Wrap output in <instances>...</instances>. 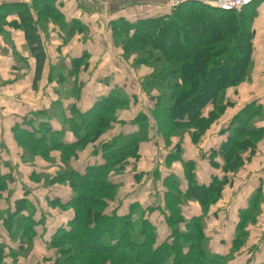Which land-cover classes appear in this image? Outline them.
I'll use <instances>...</instances> for the list:
<instances>
[{"label": "trees", "instance_id": "16d2710c", "mask_svg": "<svg viewBox=\"0 0 264 264\" xmlns=\"http://www.w3.org/2000/svg\"><path fill=\"white\" fill-rule=\"evenodd\" d=\"M162 1L168 11L134 19L117 17L108 23L113 43L121 49L124 59L134 56L132 66L143 64L152 71L142 77L139 85L153 105L149 113L134 114L129 123L135 129L114 136L104 146L106 149L97 164L87 165L82 172L70 168L68 173L57 175L49 182L67 184L72 191L69 200L61 204L64 209L72 211V216L63 227L55 230L46 244V250L54 251L49 264H227L229 257L211 252L201 215L184 224L186 232L177 234L174 231V226L182 222L179 209L182 201L195 199L202 207L214 202L220 196L225 178H214L205 187L195 180L192 164L185 162L188 182L185 191L179 189L173 175L163 179L166 191L163 193L162 210H166L165 213L159 207L143 208L136 202L129 204L126 210L118 211L122 202L117 198L118 184L113 180L127 169L130 172L135 168L139 144L150 139V130L170 141L176 135L174 128L179 131L178 136L191 133L192 141L196 142L230 106L226 91L251 79L257 17L253 5L257 0L240 10H222L195 0L169 7L166 0ZM39 2L44 6L36 8ZM53 3V0H32L30 6L26 3L0 5V8L13 7L18 16L19 22H12V26L23 32L25 43L35 59L33 86L41 78L45 61L37 25L47 19L57 21L60 15L54 14ZM30 9L37 14L36 22ZM67 23L69 25L60 23L58 26L70 32L66 34L70 37L72 24L77 25L78 22L72 20ZM87 62L88 55L83 52L69 60L73 68H67V71L85 70ZM128 102L126 92L118 87L96 100L87 111H77L74 119L69 121L68 130L74 136L70 142L57 140L52 144L45 141L44 131L50 135L56 133L47 126L44 130L18 127L15 139L26 156L33 155L32 148L43 150L39 155L44 158L50 156L52 150H59L62 164L69 165L77 152L110 128L116 120L117 109L128 108L133 103ZM251 104L239 109L230 121L228 135L219 147L224 161L223 170L234 172L241 168L243 154L248 152L251 156L264 136L263 128L255 125L263 118L255 119L262 112V106L260 110L251 109ZM5 176L0 173V192L9 181H5ZM141 177L142 173L133 176L136 182ZM154 209L163 212L172 232L160 244H156V227L148 219V214ZM242 220L244 225L250 221L247 217ZM38 224L28 205L22 202L16 203L12 213L0 209V225L9 237L18 239L19 246L14 250L0 242V264H7L4 260L12 253H15L13 261L27 254L36 237ZM238 226L236 233H243L241 224ZM180 238L183 243L179 242Z\"/></svg>", "mask_w": 264, "mask_h": 264}, {"label": "crops", "instance_id": "0c3cea01", "mask_svg": "<svg viewBox=\"0 0 264 264\" xmlns=\"http://www.w3.org/2000/svg\"><path fill=\"white\" fill-rule=\"evenodd\" d=\"M53 1L54 9L60 18L66 22L75 20L78 22L76 27L85 29H75L69 37L54 20H45L44 30L38 29L41 23L37 25L45 51V61L41 78L35 86H33L35 59L25 43L23 32L12 26V22H19L14 10L10 15L11 24L0 26V173L13 175V179L9 176L6 188L0 192V209L12 213L16 203L22 202L23 205H28L34 219L39 221L35 227L36 237L31 248L25 256H18L13 261L14 264H49L54 258V251L46 250V244L55 230L63 227L72 216L70 209H60L52 204L57 198L63 202L67 201L71 197L70 186L58 183L43 184L37 180L40 172L50 173L56 167H63L58 150L50 152V157L55 159V166L49 162L51 159L47 161L37 156L30 159L31 161H25L26 154H22L23 151L15 139L18 127L30 130L36 127V123L47 122L52 130L57 131L60 128L58 120L54 117L59 111L50 110V105L58 99L55 90L59 86L61 75L67 71L66 63L83 52L88 55L85 70L67 71L69 76L72 75V79L77 78L84 84L83 86L81 82L78 84L83 95L77 103L67 97L61 101L63 105L60 112L64 114L62 117L65 118L64 121L68 120V105H72L74 109L77 107L79 112H85L92 106L95 97L106 95L114 85L121 86L127 93L132 92V95L142 101L145 96L143 93L139 94V82L148 73L132 67L131 57L124 59L121 49L113 43L108 23L117 17L134 19L152 15L147 14V9L151 7L150 1L162 4L156 0ZM12 3H26L30 6L32 0H0V5ZM263 8L262 4L257 20L261 13L263 14ZM30 13L36 22V12L30 9ZM257 20L252 45L251 79L226 91V99L230 101V106L222 115L196 142L192 141L189 132L172 136L170 141H165L160 134H153L150 130V139L139 144V159L135 168L130 172L127 169L124 174L113 180L118 184L117 198L122 202L118 211L122 212L133 202L143 208L154 206L162 210L163 193L166 191L162 182L165 177L173 175L181 191L188 187L184 171L185 162L192 164L191 171L195 180L205 187L214 178L222 180L226 177L227 182L223 184L219 198L208 204L204 234L211 252L230 257L227 264H264V255L260 252L261 250L264 252V243H257L264 238V233H259L261 224L257 227L251 226L250 230L254 233L244 231L236 233L240 224L244 230L247 227L248 231L250 224L244 225V222H241L243 217L253 222V218L246 213L243 216L239 213L238 217V212L242 211L240 209L247 211L248 204L253 199L249 198L252 193L253 197L255 193L258 197L262 192L264 194V136L256 144L251 156L248 152L245 153L243 165L234 172L223 170L224 161L219 152L220 145L228 135L230 121L239 109L246 104L258 102L264 111V16L262 21ZM53 74L55 78H52ZM103 78H110V81L105 84ZM133 87L135 89H132ZM146 106L150 107L148 103ZM134 108L137 109L134 103H130L128 109L118 111L117 120L127 123L122 127H119L118 123L112 124L100 138L113 137L119 132L122 134L132 132L135 126L129 121L134 116ZM37 113L45 117H37ZM255 125L264 130V117ZM64 139L65 142L74 139L70 130L64 132ZM92 148L93 145L88 144L77 152V155L70 159L69 166L82 172L84 167L93 164L94 160L99 162L100 155L92 153ZM173 148L178 151H173ZM135 173H142L138 182L133 178ZM179 209L181 217L185 219L200 216L203 211L200 203L190 198L182 201ZM160 210L154 209L148 214L149 221L156 227V244L162 243L169 236V228L163 215L166 210H162L163 212ZM261 211L256 219L263 221L264 210ZM238 218L239 222L236 224ZM211 228L215 229V233H208ZM0 242L14 250L19 247L18 239L9 237L1 225Z\"/></svg>", "mask_w": 264, "mask_h": 264}, {"label": "rangeland", "instance_id": "374dc122", "mask_svg": "<svg viewBox=\"0 0 264 264\" xmlns=\"http://www.w3.org/2000/svg\"><path fill=\"white\" fill-rule=\"evenodd\" d=\"M263 1L264 0H257V1H254L256 4L255 5H253L254 7H255V9L257 10V17H256V20L258 19V16H259V12H260V10H261V7H262V4L264 5V3H263ZM153 1H150V5H151V7L149 6V8L147 9V14H155V13H159V12H164V11H168V7H165V5L163 4V1L161 2L162 4L161 5H159L158 3H152ZM29 6V5H28ZM44 6V4L42 3V2H39L37 5H36V8H41V7H43ZM2 9H3V11L2 12H0L1 13V18H2V20H3V22H1V24H0V26H2V25H4V24H9L10 22H11V19H10V15L13 13V7H10L9 9L8 8H4V7H1ZM0 8V9H1ZM55 12L57 13V10H55L54 11V14H55ZM262 12H263V14L261 13V17L259 18V20H257V21H262L263 20V16H264V8L262 9ZM263 15V16H262ZM52 20V19H51ZM55 21V20H54ZM64 21V22H63ZM68 22H69V20H68ZM55 23L56 24H60V23H62L63 25H69V23H67L64 19H62V18H60V17H58V19H57V21H55ZM257 23V22H256ZM40 24V23H39ZM71 25V24H70ZM72 25H73V27H72ZM70 27H72L74 30H73V32L75 31V28H76V24H72ZM44 25H43V22H41V24H40V26H39V30H44ZM2 30H3V28H2ZM63 31H64V33L65 34H68V33H70V32H66V30H65V28H63ZM72 32V31H71ZM8 36V35H7ZM11 48V47H10ZM14 51V49H12V52ZM132 59V63H133V61H135V58H134V56H132L131 57ZM21 59L23 60V58L21 57ZM127 59V58H126ZM66 67L68 68V70H70V69H72L73 67H72V65L71 64H69V61H68V63H66ZM68 65H70V66H68ZM132 67H136V68H139V69H142V71L141 72H143V73H150V72H152L150 69H149V67H147L146 65H143V64H139V66H132ZM75 73V72H74ZM62 77H61V79L59 80V86H58V88H56V90H55V93L58 95V99L56 100V102L55 103H53V105H50V110H53V111H55V110H58L59 111V113L57 114V115H55L54 117H56V119L58 120V122H59V124H60V128L57 130V131H55L56 133H52L51 135H50V133L49 132H45L44 131V134H45V141H47V142H49V143H52V144H55L56 143V141L57 140H59V141H64L65 139H64V132L66 131V130H68V127L70 128V122L69 121H72L73 119H74V114L78 111L79 112V110L77 109V107H75V109H73L72 108V105H68V110H69V112H68V120H66V121H64V119L65 118H63L62 119V117L64 116V114L63 113H61L60 112V109H61V105H63L62 103H61V101H64V99H65V97H67L70 101H73L74 103H77L79 100H80V98L82 97V95H83V93H82V91H81V87H78V84H80V82H79V79H76V81L77 82H74V79H72L71 78V76L72 75H70L69 76V72H64V74H62L61 75ZM56 76H55V74H53L52 75V78H55ZM51 78V79H52ZM54 80H56V79H54ZM125 80V79H124ZM110 81V78H103V82L106 84V83H108ZM84 84L81 82V86H83ZM122 88L121 86H119V85H114L108 92H107V94H109L112 90H116L117 88ZM123 89V88H122ZM132 89H135L134 87L132 88ZM124 90V89H123ZM125 92H126V90H125ZM104 93V92H103ZM143 93V91L141 90V87H139V94H142ZM106 94V95H107ZM132 92H131V94L130 93H127L126 92V95L129 97V102H128V104L131 102V101H133V103H134V105H135V107H137V109L136 108H134L133 109V115L134 114H136L137 112H144V113H149V110H151L152 109V105H153V102H151V104H150V102L147 100L148 98H147V96H145V93H143L144 94V96H145V98L142 100V101H140L138 98H136V97H133V99L131 98L132 97ZM105 95H99L98 97H95L94 98V102L93 103H95V101L96 100H100L102 97H104ZM141 103H142V105H141ZM143 103H144V105H143ZM147 103H148V105H150V107H148V106H146L147 105ZM260 103H258V102H254V103H252L251 104V109H255V108H259V110H260ZM130 107V104H129V106H128V108ZM143 107V108H142ZM128 108H120V109H117L116 110V113L118 112V111H122V110H125V109H128ZM129 111V110H128ZM261 111L262 112H259V114H258V116H256L255 117V119H259V118H261V117H264V111H263V109H261ZM130 113H131V111H129ZM116 113H115V115H116ZM37 117H41V118H44L45 117V115H42V114H40V113H37V115H36ZM48 118H49V115L47 114L46 115ZM68 122H69V124H68ZM114 123H118V126L119 127H122L124 124H126L127 122H125V121H118L117 120V117H116V120H115V122H113V123H111V126H112V124H114ZM45 126H47V127H49V123H47V122H40V123H36V127L34 128L35 130H44L45 129ZM110 126V127H111ZM51 128V127H50ZM52 129V128H51ZM121 129V128H120ZM172 130H174L173 132H175L174 134H176L175 136H178V134H180L179 133V131L177 132V129H174V128H172ZM120 133V132H119ZM119 133H117V135L119 134ZM37 134H40V133H37ZM57 135V136H56ZM101 137V136H100ZM100 137H98L94 142H90V143H88V144H92L93 145V148H92V153H94V154H96V155H98V153H99V157H101V154L103 153V151H104V149H106V147H104L106 144H108L110 141H112L113 139H114V136L113 137H106V138H104V139H101ZM87 144V145H88ZM26 148H28V147H26ZM81 151V150H80ZM173 151H175V152H177L178 150H176V149H174L173 148ZM42 152H43V150H41V149H37V148H32V154L33 155H27L25 158H24V160L25 161H31L30 159H32V158H34L35 156H37V158L38 157H42V156H40L41 154H42ZM58 152H59V155L61 154L60 153V151L58 150ZM40 154V155H39ZM244 156V158L243 159H245V157H246V155L245 154H243ZM250 156V155H249ZM43 159H45V160H47V161H49L50 159V161L49 162H51L52 164L54 163V166H55V164H56V162H55V159L53 158V157H50V156H47V157H42ZM60 161H62V160H60ZM99 161H100V158H99ZM94 162H96L95 164H97V161L96 160H94ZM8 164V163H7ZM9 165V164H8ZM59 166V165H58ZM58 167H56V169H54L52 172H50V173H46V172H40V175H39V177H38V179L37 180H39V181H42V183L43 184H50L49 182L51 181V179H55L56 177H57V175H60V174H66V173H68L69 172V170L68 169H70L71 167L69 166V165H64L63 164V167H60L59 166V168L57 169ZM85 168V167H84ZM71 170V169H70ZM12 177V179H13V175L12 174H7L6 176H5V181L7 182L9 179H8V177ZM15 176V175H14ZM173 177V176H172ZM153 178L154 179H156V177H155V175H153ZM174 178V177H173ZM175 179V178H174ZM225 179H226V182H227V178L225 177ZM252 193V192H251ZM71 195H72V192H71ZM156 197H157V195H156ZM256 197H258L257 196V194L255 193V195H254V197H253V193L251 194V196L249 197V198H253L252 199V202H250V204H248L249 205V207H248V209H247V211H248V213H247V211H243V209H240V210H242V211H239L238 212V217H239V213H242V214H244V213H246L248 216H251L252 218H253V222L252 221H249L247 224H250L249 226H248V231H247V227L245 228V230L241 227V229L244 231V233H254L253 232V230H250V228H251V226L253 225V226H255V227H257L258 226V224H261V229L259 230V233H264V218H263V221H260V220H257L256 219V216L259 214L260 215V213L259 212H262L261 210H264V194H263V192L259 195V197L258 198H256ZM69 200V199H68ZM67 200V201H68ZM67 201H65V202H63V201H61L59 198H57V199H55L54 200V202H52V204L53 205H57L60 209H64L62 206H61V204H63V203H66ZM158 203V202H157ZM156 205H158V204H156ZM201 206V205H200ZM201 208H202V214H201V219H202V227H203V230H204V228H205V219H206V214H208L207 212H208V209H209V205H204L203 207L201 206ZM38 210V209H37ZM39 211V210H38ZM161 212V211H160ZM182 219V222L179 224V223H177L176 224V226H174L175 227V230L174 231H177V234L178 233H181V232H186L187 231V227H185V223H188L190 220H191V218H187V219H185V218H181ZM239 222V218H238V220L236 221V224ZM247 224H246V226H247ZM221 226H219V228H220ZM238 227L239 226H237V229H238ZM173 231V232H174ZM169 233H172L170 230H169ZM208 233H215V229L214 228H211V231H209ZM235 233V232H234ZM207 241V240H206ZM179 242L180 243H183V239H179ZM257 243H264V238H262V239H260ZM263 247V245H261V248ZM8 251L6 250L5 251V253H7ZM260 252H262L263 253V255H264V252L261 250ZM14 254L15 253H12V254H10L9 256H8V258H6L4 261L7 263V264H14L13 263V258H14ZM229 256H227L226 258H228ZM230 258V257H229ZM228 258V259H229ZM259 259H260V257H259ZM229 261H230V259H229Z\"/></svg>", "mask_w": 264, "mask_h": 264}, {"label": "built area", "instance_id": "2783aa9c", "mask_svg": "<svg viewBox=\"0 0 264 264\" xmlns=\"http://www.w3.org/2000/svg\"><path fill=\"white\" fill-rule=\"evenodd\" d=\"M168 6L172 7L187 0H166ZM254 0H202L203 3L210 7L222 10H240L244 6L250 4Z\"/></svg>", "mask_w": 264, "mask_h": 264}, {"label": "water", "instance_id": "95a60500", "mask_svg": "<svg viewBox=\"0 0 264 264\" xmlns=\"http://www.w3.org/2000/svg\"><path fill=\"white\" fill-rule=\"evenodd\" d=\"M195 1H202V0H195Z\"/></svg>", "mask_w": 264, "mask_h": 264}]
</instances>
